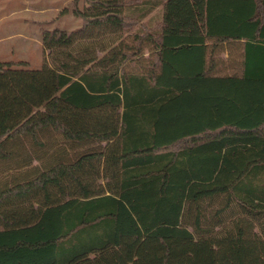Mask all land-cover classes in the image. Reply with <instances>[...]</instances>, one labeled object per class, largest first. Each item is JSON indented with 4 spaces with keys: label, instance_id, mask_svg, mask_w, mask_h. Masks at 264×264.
Returning a JSON list of instances; mask_svg holds the SVG:
<instances>
[{
    "label": "trees",
    "instance_id": "16d2710c",
    "mask_svg": "<svg viewBox=\"0 0 264 264\" xmlns=\"http://www.w3.org/2000/svg\"><path fill=\"white\" fill-rule=\"evenodd\" d=\"M84 3L0 61V264H264V0Z\"/></svg>",
    "mask_w": 264,
    "mask_h": 264
},
{
    "label": "rangeland",
    "instance_id": "374dc122",
    "mask_svg": "<svg viewBox=\"0 0 264 264\" xmlns=\"http://www.w3.org/2000/svg\"><path fill=\"white\" fill-rule=\"evenodd\" d=\"M86 7L84 0H0V61L24 62L28 69L41 68L44 59H49L41 45L42 33L81 29L82 20L73 15V9L82 11ZM116 33L107 35V30L102 29L98 35L106 41L116 38ZM130 40L126 38L127 46L132 45Z\"/></svg>",
    "mask_w": 264,
    "mask_h": 264
},
{
    "label": "crops",
    "instance_id": "0c3cea01",
    "mask_svg": "<svg viewBox=\"0 0 264 264\" xmlns=\"http://www.w3.org/2000/svg\"><path fill=\"white\" fill-rule=\"evenodd\" d=\"M150 7H151V6H150ZM159 8H161V6H160ZM159 8H158V9H159ZM155 13H156L155 10H154L152 13H149L148 16L146 17V19L150 18V17L153 16ZM227 55H228V53H227L226 51H224V52L220 53L217 57H218V58L225 59V58H227Z\"/></svg>",
    "mask_w": 264,
    "mask_h": 264
}]
</instances>
